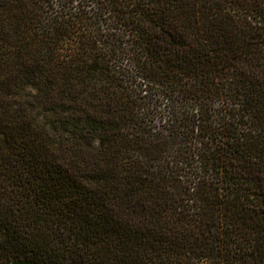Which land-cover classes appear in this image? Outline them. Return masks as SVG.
Returning <instances> with one entry per match:
<instances>
[{
	"label": "trees",
	"instance_id": "trees-1",
	"mask_svg": "<svg viewBox=\"0 0 264 264\" xmlns=\"http://www.w3.org/2000/svg\"><path fill=\"white\" fill-rule=\"evenodd\" d=\"M0 264H264V0H0Z\"/></svg>",
	"mask_w": 264,
	"mask_h": 264
},
{
	"label": "rangeland",
	"instance_id": "rangeland-1",
	"mask_svg": "<svg viewBox=\"0 0 264 264\" xmlns=\"http://www.w3.org/2000/svg\"><path fill=\"white\" fill-rule=\"evenodd\" d=\"M164 105H165V103L162 104V108H160V110L162 111V113L165 114L166 113V110H165V106Z\"/></svg>",
	"mask_w": 264,
	"mask_h": 264
}]
</instances>
